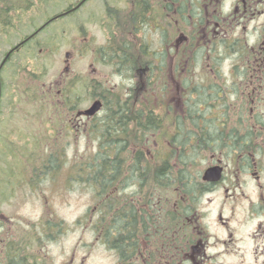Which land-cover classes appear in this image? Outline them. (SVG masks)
Returning <instances> with one entry per match:
<instances>
[{
    "label": "flooded vegetation",
    "instance_id": "obj_1",
    "mask_svg": "<svg viewBox=\"0 0 264 264\" xmlns=\"http://www.w3.org/2000/svg\"><path fill=\"white\" fill-rule=\"evenodd\" d=\"M45 1L0 0L1 145L13 146L18 130L13 117L21 101L36 97V49L57 47L67 28L52 31V25L92 0H77L54 14L41 11ZM98 1L99 8L76 20L74 27L83 35L75 39L78 52L99 49L90 23L107 29L108 63L123 75L126 97L134 91L136 101L145 95L156 100L151 106L156 129L139 140L145 145H135L133 155L161 156L164 143L181 134V124L190 129L195 162L202 157L205 166L193 169L187 186H170L166 199L163 188L168 186L162 184L113 186L115 197L118 188L125 196L113 201L122 206L108 218L109 223L114 216L122 218L120 240L119 232L109 234L102 225L103 201L96 199L88 215L92 238L85 239L83 214L71 225L45 215L37 223L20 214L14 198L20 191L37 190L31 179L27 184L0 182V264H100L99 248L112 264H264V20L253 25L264 15V0H234L229 8L227 0ZM72 57L66 52L61 80L40 96L58 98L54 106L70 130H88L105 115L104 91L89 96L103 102L94 116L83 113L91 105L82 109L69 103L78 96L70 99L68 86L79 87L83 77H70ZM120 84L109 89L122 91ZM174 91L183 99L167 101ZM115 107L113 116L123 115L122 106ZM14 174L9 176L14 179ZM70 238L74 241L68 243Z\"/></svg>",
    "mask_w": 264,
    "mask_h": 264
},
{
    "label": "rangeland",
    "instance_id": "obj_2",
    "mask_svg": "<svg viewBox=\"0 0 264 264\" xmlns=\"http://www.w3.org/2000/svg\"><path fill=\"white\" fill-rule=\"evenodd\" d=\"M233 1L227 0L228 8ZM76 2L78 1L46 0L40 8L42 12L47 11V14H54L69 3L76 4ZM99 7L100 2L92 0L79 11L65 17L58 24L52 25V31L60 30L63 27L67 29L65 32L61 30L63 38L59 42L60 44L52 48L50 52H48V48L42 53L36 49L34 61L36 65L34 76L37 89L36 97L30 103L21 101L18 113L13 117L14 124L18 126L17 133L13 135L15 139L13 146L0 144V182L14 181L27 184L31 179V182L38 185L35 192L20 191L14 198V200L20 201V214L37 223L45 215L47 219L48 217L53 219L52 222L66 220L70 225L83 214L85 217L83 229L85 239L92 238V231L87 229L86 224H89L88 215L98 200L94 198L92 190L85 186V183L74 180L72 174L75 173L76 165L79 162L76 157L96 149L97 127L89 126L88 130L83 128L81 131H77L75 128L70 130L68 123L60 121L58 108L54 106V104L60 103L58 98L48 101L40 95L50 83L57 84L61 80V74L64 73V68L67 65L65 62L66 52H72L74 56L71 62L73 72L70 77H75L77 74L83 76L79 87L73 84L68 86L67 91L70 99L74 100L78 96L75 101L69 102L71 105L76 103L78 108L83 109L93 102L89 100L90 94H100L103 92L102 88H112L115 84H120L123 81V75L108 63L106 41L109 33L107 29H101L93 22L89 24L91 34H94V45L99 48L97 52L88 50L80 55L79 44L75 43L77 37H83L78 27H74L77 18L83 17L89 11ZM263 20L264 15L254 21L253 25H259ZM55 34L59 35V33ZM96 53L105 58V62L98 59L99 54ZM128 83L129 81L126 82V84ZM132 85L134 83L130 82L129 86ZM59 87L57 85L56 88ZM121 87L122 91H125L124 89L128 85L121 86L120 84ZM154 90L155 86H153V92H155ZM176 95L177 91H174V94L170 93L167 101L176 97L183 99V96ZM3 126H7V123H4ZM198 160L196 168L193 169L203 170L204 160L202 157ZM11 172L15 173L14 179L9 176ZM71 241H74V238H70L68 243ZM96 254H98L100 264H112L114 261L102 248H99Z\"/></svg>",
    "mask_w": 264,
    "mask_h": 264
},
{
    "label": "trees",
    "instance_id": "obj_3",
    "mask_svg": "<svg viewBox=\"0 0 264 264\" xmlns=\"http://www.w3.org/2000/svg\"><path fill=\"white\" fill-rule=\"evenodd\" d=\"M132 55L138 56L139 53L133 52ZM108 58L110 60L109 56ZM127 69L123 71L126 73ZM102 89L104 91L105 115L97 119L94 125L91 124V126L97 127L95 136L97 147L94 151H88L83 156L76 157L79 162L72 178L77 182L85 183V186L92 190L94 198L103 201L102 225L106 227V232L109 234L113 230L119 232L116 237L120 240L123 236L124 222L122 218L114 216L116 218L113 220L114 223H109L108 218L111 217V210L114 207L122 206L114 205L113 201L125 200V196L123 188H118L117 192L120 195L115 197L113 186L123 187L136 182L147 185L162 184L168 186L163 188L166 199L169 197L167 194L173 190L170 186H187L192 183L193 168L196 167V151L192 149V152L190 148L191 132L189 127L179 124L178 129L181 134L175 137L172 142L164 143L161 156L156 154V151V155L153 157H141L138 154L134 156L135 145L139 149L145 145L140 144L139 140L156 129L155 112L154 108H151L156 103L155 96L145 95L144 98L141 97L136 101V92L134 91L132 92L133 96L126 97V93L123 91ZM117 105L122 106L120 110L123 115H114V117ZM126 105H130V108H127ZM128 112L131 114L128 115ZM147 145L149 148L155 146L150 143ZM139 151L137 150V152ZM129 169L133 171L129 172ZM182 190L188 192V188H182Z\"/></svg>",
    "mask_w": 264,
    "mask_h": 264
},
{
    "label": "water",
    "instance_id": "obj_4",
    "mask_svg": "<svg viewBox=\"0 0 264 264\" xmlns=\"http://www.w3.org/2000/svg\"><path fill=\"white\" fill-rule=\"evenodd\" d=\"M103 107V102L101 100H95L89 108L83 111L87 116H94ZM204 179H207V174L204 175Z\"/></svg>",
    "mask_w": 264,
    "mask_h": 264
}]
</instances>
